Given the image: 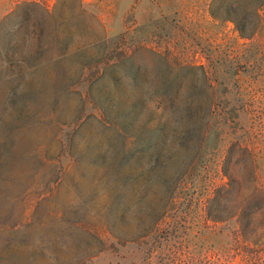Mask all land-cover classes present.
<instances>
[{"label": "rangeland", "instance_id": "1", "mask_svg": "<svg viewBox=\"0 0 264 264\" xmlns=\"http://www.w3.org/2000/svg\"><path fill=\"white\" fill-rule=\"evenodd\" d=\"M208 2L0 0V264H264V21Z\"/></svg>", "mask_w": 264, "mask_h": 264}, {"label": "trees", "instance_id": "2", "mask_svg": "<svg viewBox=\"0 0 264 264\" xmlns=\"http://www.w3.org/2000/svg\"><path fill=\"white\" fill-rule=\"evenodd\" d=\"M22 4L38 5L36 1H24ZM263 7L264 0H209L207 9L209 14L216 20H232L240 36L253 38L259 32L264 21L262 14ZM195 110L196 112H202L204 108L197 104ZM253 208V203L243 206V209L247 211H252ZM159 220L160 217L155 220V223ZM167 259L172 262H188V252H185L182 246L176 245V248L168 254Z\"/></svg>", "mask_w": 264, "mask_h": 264}]
</instances>
